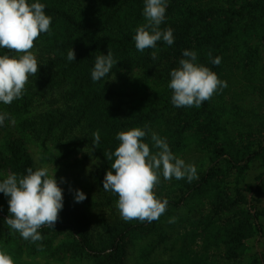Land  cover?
Listing matches in <instances>:
<instances>
[{
    "label": "rangeland",
    "instance_id": "rangeland-1",
    "mask_svg": "<svg viewBox=\"0 0 264 264\" xmlns=\"http://www.w3.org/2000/svg\"><path fill=\"white\" fill-rule=\"evenodd\" d=\"M109 1L28 0L81 8V17L103 21L66 37L68 26L58 16L46 14L52 18L50 31L41 33L32 49L40 66L37 75L29 77L21 98L0 103V113L9 114L0 126V182L7 175L23 176L28 168L46 166L50 173L56 169L54 176L63 192L57 223L54 228L42 227L43 239L34 243L5 222L11 215L9 197L0 193V250L14 264H264V24H245L234 16L224 35L215 40L219 65L211 63L208 49L196 45L177 52L161 40L155 49L139 52L133 40L136 28L127 52H120L102 38L110 25L104 18L114 14L112 8L121 7L110 20L115 30L127 29L129 16L140 25L146 21L143 12L130 15L124 10L131 0L124 4L119 0L114 7ZM71 47L74 61L66 55ZM184 50L195 51L198 64L227 82L198 108L175 107L171 102L170 71L179 67ZM108 51L117 63L94 82L95 57ZM4 54L18 55L0 48ZM145 126L164 138L175 156L194 164L198 175L193 180L195 191L179 206H167L151 223L123 220L116 206L118 195L105 191L102 183L107 171L114 174L115 157L108 160L104 154L118 147L117 133ZM96 131L100 141L93 146ZM143 142L157 151L150 134ZM214 147L223 151L213 152ZM216 157L214 174L203 183ZM20 166L25 169L22 173ZM185 183L186 178L161 177L157 198L177 199ZM76 189L86 195L83 202H75ZM170 218L175 221L169 223ZM129 223L141 227L126 231L116 254L110 256L114 235ZM84 241L100 256L83 249Z\"/></svg>",
    "mask_w": 264,
    "mask_h": 264
},
{
    "label": "clouds",
    "instance_id": "clouds-1",
    "mask_svg": "<svg viewBox=\"0 0 264 264\" xmlns=\"http://www.w3.org/2000/svg\"><path fill=\"white\" fill-rule=\"evenodd\" d=\"M167 0H145L143 16L145 23L135 29L133 40L139 52L145 49H155L158 41L163 40L168 45L174 43L173 29H161L165 20ZM45 5L28 0H0V48L15 52L18 55H0V103L11 104L22 97L25 85L30 76H36L39 64L32 49L41 33H48L52 18L45 14ZM179 60V67L170 71L168 87L172 90L171 102L175 107H200L210 100L218 90L227 87V82L208 67L197 63V53L184 50ZM153 59L157 52H151ZM211 56V53H209ZM68 61L75 60V51L71 47L67 53ZM220 57L211 60L219 65ZM117 60L108 51L107 55L95 57L91 78L101 81L116 65ZM9 118L6 112L0 113V126ZM14 123V120L11 121ZM155 153L149 144L143 142L148 137ZM93 146L100 141V133H93ZM119 145L114 152H106L104 156L111 160V169L105 173L103 189L118 195L117 208L125 221L139 220L151 223L163 215L168 206L166 198H157L155 189L164 180L173 178L187 179L189 183L198 179L194 164L186 163L173 154L169 144L155 132L145 128H132L117 133ZM54 167V166H53ZM56 169L49 172L43 166L33 170L26 169V175H7L0 182V193L9 197L8 211L11 214L5 218L9 227L20 236L31 242L43 239L42 227L54 228L63 207V192L54 176ZM63 182V178H61ZM71 191V189H69ZM86 195L76 189L74 200L83 202ZM175 221L170 218L169 223ZM0 264H14L10 255L0 250Z\"/></svg>",
    "mask_w": 264,
    "mask_h": 264
},
{
    "label": "trees",
    "instance_id": "trees-1",
    "mask_svg": "<svg viewBox=\"0 0 264 264\" xmlns=\"http://www.w3.org/2000/svg\"><path fill=\"white\" fill-rule=\"evenodd\" d=\"M112 1L113 2H110V5L114 7V4H116L119 0ZM216 1L217 0H213L208 3L205 0H167L165 20L160 27L161 29L169 27L173 29L174 43L171 45L172 48L178 52L183 49L184 46L196 45L204 47L209 50V53H211L210 59L212 60L220 54L219 51L215 49L218 46L215 44V40L221 35H224V27H226V24L230 25L231 21L234 20V16H236L237 21L239 20V22L241 20L245 21V24L249 22L254 23V21L264 24V19L260 18L262 14H264V0H222V4H214ZM125 2L126 0H122L119 3L124 4ZM129 2H131L130 7L124 10H130V15H133L134 13L139 15V13L143 12L145 0H131ZM44 5L45 14L50 13L53 14V16H58L62 21V24L68 26V29L64 33V36L66 37L73 35L75 32H87L88 30H92L96 24L103 21V19L93 21L92 19L81 17L84 13V10L81 8L77 9L76 7H69L67 9L64 7H52L51 5L45 3ZM235 7L236 9H234ZM118 8L120 9L121 7L118 6ZM118 8H112L114 14L118 12ZM114 14L111 13L107 16V18H104V22H107L110 25L104 29L105 31L102 38L107 39L110 44L115 45L120 52H124L129 40L131 39V34L134 33V28L140 26V23L138 24V21L132 20L129 16L125 21V27L127 29L116 28L115 30L113 24L110 22V20L113 19ZM131 17L133 18V16ZM259 19L263 20V22ZM4 51L5 53H11V51L7 49H4ZM125 52H127V50ZM67 53L68 52H66V55ZM9 146L13 150V153H15L12 144ZM217 149V147H214L213 152L223 151V149ZM253 155L254 153L244 157L243 161H249ZM219 156L221 155L219 154ZM217 158L218 157H216V159H211L210 169H208V172L203 176V183H207L211 178L210 175L214 174L215 165L218 162ZM229 162L233 165L235 164L232 160H229ZM19 168L21 173L24 172L25 169L23 166H20ZM261 178L262 174L258 176V181H260ZM196 187L197 184L195 181L185 183L184 189L182 190L183 194L177 199L166 198L168 200V206H179L181 202L191 194L190 192L195 191ZM140 227L141 225L139 224L129 223L123 227L119 233L115 234L110 246V256L114 257L116 254L118 240L126 231L137 230ZM82 246L83 249H86L93 255L97 257L100 256V253L90 247L86 241L82 242ZM98 264H104V262L102 261Z\"/></svg>",
    "mask_w": 264,
    "mask_h": 264
}]
</instances>
